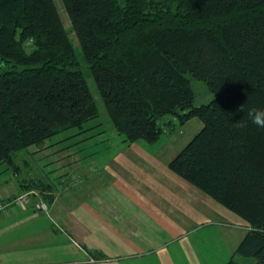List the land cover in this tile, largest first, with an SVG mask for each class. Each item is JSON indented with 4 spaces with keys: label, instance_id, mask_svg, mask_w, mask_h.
Instances as JSON below:
<instances>
[{
    "label": "trees",
    "instance_id": "trees-1",
    "mask_svg": "<svg viewBox=\"0 0 264 264\" xmlns=\"http://www.w3.org/2000/svg\"><path fill=\"white\" fill-rule=\"evenodd\" d=\"M61 1L121 141L152 143L198 118L169 167L245 223L236 254L264 264V128L247 115L264 109V0ZM77 65L54 0H0V163L18 169V152L98 116ZM195 81L209 95L198 104ZM17 187L53 201L45 175Z\"/></svg>",
    "mask_w": 264,
    "mask_h": 264
},
{
    "label": "crops",
    "instance_id": "crops-1",
    "mask_svg": "<svg viewBox=\"0 0 264 264\" xmlns=\"http://www.w3.org/2000/svg\"><path fill=\"white\" fill-rule=\"evenodd\" d=\"M201 128L191 117L166 139L121 141L95 161L97 167L68 175V182L60 177L47 212L32 203L0 206V264H225L235 259L245 223L169 167ZM19 192L17 182L3 181L0 204Z\"/></svg>",
    "mask_w": 264,
    "mask_h": 264
},
{
    "label": "rangeland",
    "instance_id": "rangeland-1",
    "mask_svg": "<svg viewBox=\"0 0 264 264\" xmlns=\"http://www.w3.org/2000/svg\"><path fill=\"white\" fill-rule=\"evenodd\" d=\"M54 2L76 52L77 60L80 64L77 65V67H79L85 75L88 87L97 103L99 113L96 118L89 120L84 125L86 130L83 132L78 133L77 129H69L47 139L41 146H29L27 149L18 152L15 160L19 167L18 169L12 164L6 162L0 163V184L3 181H10V185H12V183L16 185V182L18 185L19 181L24 178L45 175L46 178L48 177V180L57 187V180H59L60 177H66L67 179L65 180L68 182V175L69 177L72 175L74 178L76 175L84 173L88 165L92 169L97 167L95 161L105 156V153L110 150L111 147L121 143L122 135H119L114 129L108 115L103 109L94 80L88 69L84 67L85 64L80 45L76 35L72 31L70 20L65 12L62 1L54 0ZM194 87L197 92L196 103L198 104L202 101H206L209 95L207 94L206 88L203 87L202 82L195 81ZM159 139L163 140L166 139V137L162 135ZM72 159L77 161L76 164ZM68 162L70 163L68 164ZM81 168H83V170ZM27 194L28 198H31V195H33L36 201L40 200L38 192L31 190L28 191ZM5 205H7V203H5ZM230 214L238 221L241 220L234 213L230 212ZM235 260L242 264H253L255 262L254 257H243L239 255H235Z\"/></svg>",
    "mask_w": 264,
    "mask_h": 264
},
{
    "label": "built area",
    "instance_id": "built-area-1",
    "mask_svg": "<svg viewBox=\"0 0 264 264\" xmlns=\"http://www.w3.org/2000/svg\"><path fill=\"white\" fill-rule=\"evenodd\" d=\"M28 193V192H27ZM27 193H22V194H18V196H16L13 200H11V202H6L7 203V205L9 204V203H14V204H16L17 206H19V207H26V204H27V202H28V194ZM0 206L3 208L4 206H6L5 205V202L4 203H2V204H0ZM34 207H35V209H37V210H42V211H46L47 212V210H48V206H47V203L46 202H44V201H42V199H40V200H38V201H36L35 203H34Z\"/></svg>",
    "mask_w": 264,
    "mask_h": 264
},
{
    "label": "clouds",
    "instance_id": "clouds-1",
    "mask_svg": "<svg viewBox=\"0 0 264 264\" xmlns=\"http://www.w3.org/2000/svg\"><path fill=\"white\" fill-rule=\"evenodd\" d=\"M241 110H244L243 106ZM247 115L254 125L259 128H264V109L252 106L248 109Z\"/></svg>",
    "mask_w": 264,
    "mask_h": 264
}]
</instances>
